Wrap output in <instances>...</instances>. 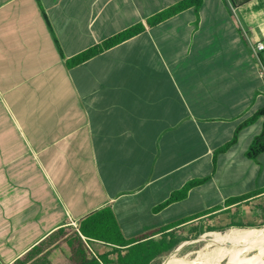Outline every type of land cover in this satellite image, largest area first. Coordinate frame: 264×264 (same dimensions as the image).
Instances as JSON below:
<instances>
[{
	"label": "crops",
	"instance_id": "crops-1",
	"mask_svg": "<svg viewBox=\"0 0 264 264\" xmlns=\"http://www.w3.org/2000/svg\"><path fill=\"white\" fill-rule=\"evenodd\" d=\"M180 1L0 0L1 263L105 208L127 240L264 216V153L247 156L264 127L249 122L264 108V0L147 24Z\"/></svg>",
	"mask_w": 264,
	"mask_h": 264
},
{
	"label": "trees",
	"instance_id": "trees-1",
	"mask_svg": "<svg viewBox=\"0 0 264 264\" xmlns=\"http://www.w3.org/2000/svg\"><path fill=\"white\" fill-rule=\"evenodd\" d=\"M202 2L203 0H182L148 19L147 24L150 27L157 26L189 8L200 7ZM144 31V25H135L108 39L103 44L79 54L68 64L70 67L80 65ZM259 117L264 118V108L249 122H253ZM262 153H264V127L262 133L251 144L247 156L251 159H257ZM201 182L188 183L182 190L174 193L160 208L184 199L188 192ZM244 226L245 224L234 222L225 226L221 224L210 226L208 229L219 231ZM246 226L256 227L257 224L250 222ZM65 229H60L57 233L35 246L15 264H151L159 257L173 251L182 241L187 239L176 236L178 231L167 232L169 229H163L156 233H147L135 240H127L123 236L117 219L110 208L98 211L82 221L80 233L76 231L69 235L65 233ZM158 234L160 235L154 238ZM47 241H53L49 244L50 246L48 245L49 247L45 246ZM94 245L96 246L94 247ZM104 248L109 249V251L102 253ZM0 264L3 263L0 261Z\"/></svg>",
	"mask_w": 264,
	"mask_h": 264
},
{
	"label": "rangeland",
	"instance_id": "rangeland-1",
	"mask_svg": "<svg viewBox=\"0 0 264 264\" xmlns=\"http://www.w3.org/2000/svg\"><path fill=\"white\" fill-rule=\"evenodd\" d=\"M252 208L257 219L256 227H247L245 225L244 227H232L225 230L210 231L208 229L210 224L207 223L198 224V222H195L189 226H183L178 230L179 233L176 236L179 238L185 237L187 239L182 241L173 251L159 257L151 264H192L196 260L197 254L201 249L205 248L207 252H211L210 256L220 250V248L215 249V245L213 243L219 237L226 235V233L230 231H264V216H262V213L257 209V207H255V205H253ZM65 228L66 234L70 235L76 231L80 233V225H68ZM51 242L53 241H47L45 246H48ZM95 246L96 245H94V247ZM260 247L261 253H263L264 242L262 240L252 241L251 243H231L226 248V250H228H225V254L224 251L218 258L210 261L209 264H250L253 263L256 256L259 255L258 252ZM107 251L109 250L104 248L102 253ZM223 254L224 256L222 257Z\"/></svg>",
	"mask_w": 264,
	"mask_h": 264
},
{
	"label": "bare ground",
	"instance_id": "bare-ground-1",
	"mask_svg": "<svg viewBox=\"0 0 264 264\" xmlns=\"http://www.w3.org/2000/svg\"><path fill=\"white\" fill-rule=\"evenodd\" d=\"M249 230V229H243ZM257 230V229H253ZM262 240L264 242V231H230L226 235L219 237L213 244L220 250L216 251L214 255L210 256L211 252H207L206 249H201L196 257V260L192 264H209L210 261L218 258L231 243H251L252 241ZM207 245V244H206ZM231 248V247H230ZM228 250V249H227ZM226 250V251H227ZM224 252V254L226 253ZM222 255V257L224 256ZM256 256L255 261L250 264H264V252L261 253V247ZM222 259V258H221Z\"/></svg>",
	"mask_w": 264,
	"mask_h": 264
},
{
	"label": "built area",
	"instance_id": "built-area-1",
	"mask_svg": "<svg viewBox=\"0 0 264 264\" xmlns=\"http://www.w3.org/2000/svg\"><path fill=\"white\" fill-rule=\"evenodd\" d=\"M256 48L258 51H264V43L263 42L258 43ZM261 76L264 79V69L261 72Z\"/></svg>",
	"mask_w": 264,
	"mask_h": 264
}]
</instances>
